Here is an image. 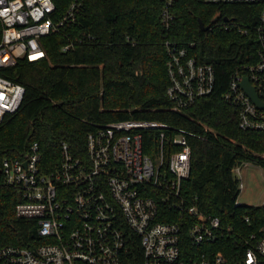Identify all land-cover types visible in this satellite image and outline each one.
<instances>
[{
    "label": "trees",
    "instance_id": "obj_1",
    "mask_svg": "<svg viewBox=\"0 0 264 264\" xmlns=\"http://www.w3.org/2000/svg\"><path fill=\"white\" fill-rule=\"evenodd\" d=\"M75 1L81 3L75 20L41 38L47 57L25 56L0 70L26 87L19 110L0 122V245L27 246L41 240L38 222L16 214L23 197L6 183L4 159L26 152L37 141L49 172L61 162L64 142L75 156L86 157L89 132L126 119L158 120L205 133L206 139L190 137L192 170L182 183V195L189 204L219 216L225 228L258 231L264 226V204H236L240 178L233 168L245 162L264 168V130L241 128L238 106L224 101L223 94L234 74L257 62L260 41L255 30L243 34L221 24L224 15L254 24L258 7L174 0L169 7L174 20L167 27L162 11L168 0H54L55 19H62ZM200 18L210 25L208 30L201 28ZM168 39L181 47L195 41L194 53L216 69L213 92L186 112L173 110L167 95ZM143 140L145 152L155 159L160 131L143 129ZM175 220L183 218L177 213ZM183 226L184 248L196 250ZM213 246L231 262L247 250L242 238L227 233Z\"/></svg>",
    "mask_w": 264,
    "mask_h": 264
},
{
    "label": "built area",
    "instance_id": "obj_2",
    "mask_svg": "<svg viewBox=\"0 0 264 264\" xmlns=\"http://www.w3.org/2000/svg\"><path fill=\"white\" fill-rule=\"evenodd\" d=\"M201 1L258 7L254 24L229 15L221 19L227 30L243 34L255 30L260 41L257 62L245 64L242 74L232 76L223 99L238 106L241 128L264 130V108L241 86L248 76L264 101V0ZM173 3L168 0L162 11L167 27L174 20L169 9ZM80 7V2H73L56 20L54 0H0V70L25 56L47 57L41 38L74 21ZM166 44L167 95L173 110L186 112L198 98L213 92L216 69L194 53L195 41L187 47L170 39ZM25 92L23 83L0 73V122L19 110ZM147 128L160 131L155 159L144 150ZM212 134L217 136L216 131ZM192 136L207 138L205 133L158 120H117L89 132L86 157L75 156L64 142L62 160L49 172L44 170L37 141L26 152L6 157L5 181L23 197L16 214L38 222L41 240L27 246L0 245V264H264V226L249 234L225 228L219 216L189 204L182 195V183L192 170ZM248 163L235 166L233 172L240 175ZM239 188H245L241 178ZM236 204L243 203L237 198ZM177 213L183 221L175 220ZM183 224L196 250L184 248ZM225 233L239 236L247 246L241 259L231 262L222 250L214 249Z\"/></svg>",
    "mask_w": 264,
    "mask_h": 264
},
{
    "label": "rangeland",
    "instance_id": "obj_3",
    "mask_svg": "<svg viewBox=\"0 0 264 264\" xmlns=\"http://www.w3.org/2000/svg\"><path fill=\"white\" fill-rule=\"evenodd\" d=\"M238 177L245 183L238 197L243 204L264 203V168L254 162L242 166L241 174Z\"/></svg>",
    "mask_w": 264,
    "mask_h": 264
},
{
    "label": "water",
    "instance_id": "obj_4",
    "mask_svg": "<svg viewBox=\"0 0 264 264\" xmlns=\"http://www.w3.org/2000/svg\"><path fill=\"white\" fill-rule=\"evenodd\" d=\"M219 18L217 16L214 21H216ZM225 19H229L228 16H225ZM201 28L203 30H208L210 28L209 24H205V22L202 20V18L199 19ZM241 86L243 89L247 91V93L250 95V97L253 99V101L261 108H264V101L260 99L255 86L251 83L250 78L248 76L244 77Z\"/></svg>",
    "mask_w": 264,
    "mask_h": 264
}]
</instances>
